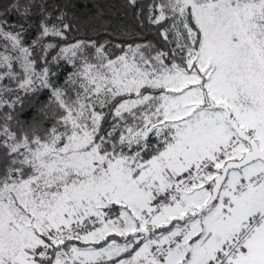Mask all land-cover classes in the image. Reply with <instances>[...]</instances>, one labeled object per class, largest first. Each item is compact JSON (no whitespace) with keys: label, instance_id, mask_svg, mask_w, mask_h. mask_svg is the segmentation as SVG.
<instances>
[{"label":"snow or ice","instance_id":"1","mask_svg":"<svg viewBox=\"0 0 264 264\" xmlns=\"http://www.w3.org/2000/svg\"><path fill=\"white\" fill-rule=\"evenodd\" d=\"M0 264H264V0H0Z\"/></svg>","mask_w":264,"mask_h":264},{"label":"trees","instance_id":"2","mask_svg":"<svg viewBox=\"0 0 264 264\" xmlns=\"http://www.w3.org/2000/svg\"><path fill=\"white\" fill-rule=\"evenodd\" d=\"M89 3V7L92 6V0H87ZM102 3H105L108 8H111L112 10H116V8L120 4V0H101ZM115 6V7H114Z\"/></svg>","mask_w":264,"mask_h":264}]
</instances>
